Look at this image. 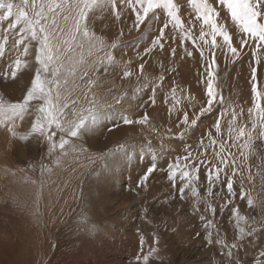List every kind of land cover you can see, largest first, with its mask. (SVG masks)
Listing matches in <instances>:
<instances>
[{
    "label": "rangeland",
    "instance_id": "1",
    "mask_svg": "<svg viewBox=\"0 0 264 264\" xmlns=\"http://www.w3.org/2000/svg\"><path fill=\"white\" fill-rule=\"evenodd\" d=\"M175 2L190 38H185L159 9L158 19L150 13L137 29L135 13L125 0H115L114 9L105 7L92 18L90 27L97 36L109 44L118 42L119 46L111 51L120 66L109 67L107 72L102 67L99 72L89 71L83 80L80 75L87 66H81L77 72L75 84L81 87L73 95L83 108L90 107V101L95 99L97 110L105 114L95 129L78 141L83 151L78 148L70 152L61 166H55L46 156L45 143L38 139L20 142L0 128V264H144L143 256L151 248L158 251L149 257L148 264H264L260 257L264 232L258 231L233 249L230 261L224 255L227 248L207 242L209 232L213 239L219 233L229 244L233 241V205L245 215L262 214L261 208L249 209L239 193L243 179V190L250 191L257 203L264 200V138L255 141L257 155L246 162L252 181L248 180L247 168L233 178L236 196L229 197L220 182L213 187L216 195L207 196V174L209 162L220 163L215 153L220 151L221 143L225 145V158L230 159L231 153L238 166L242 160L239 144L243 141L232 147L229 122L233 111L240 113L243 109L237 124L251 128V69L257 67L258 90H264V50L258 53L261 62L257 65L253 42L249 40L248 45L241 46L242 34L224 10L220 11L218 23L232 35L239 55L234 57L220 37L216 48L210 47L208 36L205 39L209 44L205 45L199 39L201 24L195 21L188 0ZM210 3L215 5L216 0ZM3 27H7V22ZM154 41L159 43L154 45ZM97 55L103 56L104 52L94 53L90 61H95ZM29 60V67L22 69L16 80H3L8 60L0 59V95L9 101H19L30 87L36 65L33 57ZM142 63L147 81L140 77ZM124 67L133 72L131 77H124ZM208 71L213 73L212 111L200 116L196 125L186 127L182 122L185 112L191 121L207 104ZM160 75L164 76L163 82L157 79ZM89 78L93 84L86 86ZM69 87H73L72 83ZM83 92L88 93L87 100ZM145 114L149 117L148 125H128L122 119L127 116L139 120ZM217 120L220 133L215 128ZM30 122L31 118H26L17 131H27ZM259 131L257 128L253 135ZM213 139L216 145L211 144ZM41 161L53 168L44 175L42 196L40 172L27 170L29 163L38 169ZM185 165L189 171L193 165L199 169V191L216 209L214 215L204 210L203 203L198 205L199 211H194L195 200L190 195L185 200L179 198L178 189L183 184L179 170L172 181L168 175L170 168L184 169ZM153 166L156 170L141 185L142 177ZM20 168L25 171H19ZM225 172L230 174L228 169ZM225 172L220 174V181L226 180ZM25 177L29 182H25ZM32 180L37 183H31ZM82 213L97 226L94 234L77 230Z\"/></svg>",
    "mask_w": 264,
    "mask_h": 264
},
{
    "label": "snow or ice",
    "instance_id": "2",
    "mask_svg": "<svg viewBox=\"0 0 264 264\" xmlns=\"http://www.w3.org/2000/svg\"><path fill=\"white\" fill-rule=\"evenodd\" d=\"M136 16L135 27L138 29L140 24L148 19L149 14H153V19H158L157 10L163 11L175 28L182 31L185 38H190V33L184 27V22L180 18V8L175 0H125ZM188 4L195 13V21L201 24L199 39L205 45L209 41L206 36L211 37V48H216L217 37L222 38L223 46L230 51L234 57L239 55L237 48L233 47V38L228 30L218 23L220 11H226L227 15L241 33V46L252 43V53L257 65L261 60L258 53L264 50V0H216L215 5L210 0H188ZM115 8V0H0V59H7V71L2 72L3 80H16L22 69L28 68L30 64L29 57L34 58V75L30 81V87L19 101H9L3 95H0V128L5 129L12 139L28 143L33 140H40L47 145L46 156L50 159L52 165L61 166L62 160L70 152H76L79 148L83 151L82 145L78 141L93 131L98 122L104 118V113L96 108V101H90L91 106L83 108L80 100L73 93L80 85L75 84L77 72L81 66H87L81 73L80 79L88 77L89 71L99 72L101 67L107 72L109 67H119L113 51L119 45L117 41L107 43L103 37H99L92 31L90 23L97 11H102L105 7ZM117 19L119 14L117 13ZM7 22V27L3 24ZM205 26L207 31H205ZM164 27H168L165 23ZM161 37L164 32L161 30ZM11 40V43L9 41ZM159 41H154V45ZM163 48V45H160ZM151 51V49H149ZM104 52L103 56H96L95 61H90L94 53ZM175 55V50H173ZM191 56L192 53L188 52ZM203 56V51H201ZM212 63H215L213 59ZM99 65V66H97ZM162 67V65H161ZM211 68V65H209ZM140 77L149 80L144 74V64L139 66ZM123 75L125 78L131 77L133 72L124 67ZM207 92L208 97L206 106L199 110V115L189 121L188 114L185 112L183 123L186 127L196 125L200 116L212 111L213 101L215 99L213 90V73L208 71ZM70 78L71 81H70ZM163 82L164 76L157 78ZM253 106L248 109L249 122L247 124H237V117L243 115V109L240 113L232 112V120L229 122V139L233 141L232 147L239 144L240 157L242 160L237 165L235 156L229 153L230 159L222 154L225 151V145L220 144V151L215 153L219 160V165H211L207 174V196L216 195L213 187L217 182L223 184L227 189V195L234 197L237 195L234 190V177L242 175L244 168L249 171L248 180L252 181L251 168L246 162L251 156L257 155L255 141L264 138V90H258L257 67L251 69ZM72 83L73 87H69ZM93 84L89 78L86 86ZM139 89H137L138 91ZM173 99H175L176 89L172 90ZM84 99L87 100L88 93L83 92ZM223 102V98H220ZM119 102V101H117ZM152 103H155L153 99ZM179 103V101H177ZM26 118H31L30 127L27 131L20 132V127ZM125 124L148 125L149 117L145 114L139 120L130 119L127 116L122 117ZM216 132L220 133L221 125L219 120L215 124ZM259 128V133L254 136L253 132ZM215 139L211 140L212 145H216ZM123 147V146H121ZM191 154L189 153V156ZM188 159V157H185ZM203 164V161H200ZM170 168L168 179L174 180L179 170L182 186L178 189L179 198L185 200L190 195L195 203L194 211H199L198 205L203 203L205 211H211L213 215L216 209L199 191V169L193 165L191 170ZM215 170L212 171L211 169ZM228 169L230 174L225 172ZM239 169V170H238ZM8 169H6L7 171ZM25 171L24 168L18 169ZM27 170L35 173L40 172V192L43 194L44 175L51 173L53 168L48 164L39 162V167L29 163ZM155 166L148 168L147 173L142 177L140 184L143 185L148 180L149 175L154 172ZM258 173L260 169L258 168ZM225 172L226 180L220 181V174ZM13 174H15L13 172ZM25 182H29L25 177ZM31 183H37L32 180ZM264 183V178H262ZM240 199H246L249 209L261 208L262 214L259 216L242 214L240 209L233 205L232 214L235 220V237L229 244L223 237L217 236L215 239L212 233L207 235L209 244H219L228 251L224 253L230 258L233 256V249H238L247 238L253 237L258 231L264 232V200L259 203L251 195L250 191L243 190V179L241 180ZM187 190V192H186ZM175 198V197H173ZM231 203V201H229ZM147 212V209H145ZM34 216L39 219L37 213ZM203 219V217H201ZM78 231L84 234H94L97 226L83 213L77 220ZM209 226L211 224L209 223ZM143 243V239L141 240ZM158 243V240H157ZM158 250L151 248L148 255L143 256L144 264H148L149 257L154 256ZM260 257L264 258V251L260 252Z\"/></svg>",
    "mask_w": 264,
    "mask_h": 264
}]
</instances>
